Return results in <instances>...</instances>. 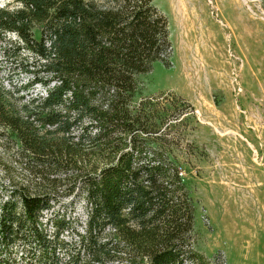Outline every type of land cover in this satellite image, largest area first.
Instances as JSON below:
<instances>
[{
	"label": "trees",
	"instance_id": "16d2710c",
	"mask_svg": "<svg viewBox=\"0 0 264 264\" xmlns=\"http://www.w3.org/2000/svg\"><path fill=\"white\" fill-rule=\"evenodd\" d=\"M13 1L23 7L0 8V51L31 80L0 82V145L15 144L34 177L62 174L88 211L74 228L66 212L45 216L50 188L14 186L0 200V264H217L195 247L166 119L151 98L132 104L139 77L171 64L168 17L154 0ZM39 82L45 95L20 94Z\"/></svg>",
	"mask_w": 264,
	"mask_h": 264
},
{
	"label": "rangeland",
	"instance_id": "374dc122",
	"mask_svg": "<svg viewBox=\"0 0 264 264\" xmlns=\"http://www.w3.org/2000/svg\"><path fill=\"white\" fill-rule=\"evenodd\" d=\"M154 2L169 19L171 64L157 61L139 77L132 104L151 98L166 119L162 135L195 205L196 249L217 264H264V0H188L183 14L176 0ZM30 80L0 51V82L15 89ZM46 89L39 82L20 94ZM16 149L0 145V200L28 182L32 191L50 188L55 206L45 216L66 212L80 229L88 211L83 196L66 195L71 183L62 174L59 182L34 177Z\"/></svg>",
	"mask_w": 264,
	"mask_h": 264
},
{
	"label": "bare ground",
	"instance_id": "6f19581e",
	"mask_svg": "<svg viewBox=\"0 0 264 264\" xmlns=\"http://www.w3.org/2000/svg\"><path fill=\"white\" fill-rule=\"evenodd\" d=\"M186 2H188V0H176V3L178 4L177 9L180 14H183L186 11V8L188 7V6H185L187 5Z\"/></svg>",
	"mask_w": 264,
	"mask_h": 264
},
{
	"label": "clouds",
	"instance_id": "9594fccd",
	"mask_svg": "<svg viewBox=\"0 0 264 264\" xmlns=\"http://www.w3.org/2000/svg\"><path fill=\"white\" fill-rule=\"evenodd\" d=\"M6 2H8V0H0V8H3ZM17 7H23V5H17Z\"/></svg>",
	"mask_w": 264,
	"mask_h": 264
}]
</instances>
